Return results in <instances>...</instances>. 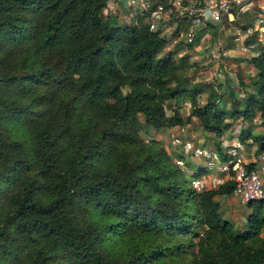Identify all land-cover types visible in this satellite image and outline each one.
I'll return each instance as SVG.
<instances>
[{"label":"trees","instance_id":"1","mask_svg":"<svg viewBox=\"0 0 264 264\" xmlns=\"http://www.w3.org/2000/svg\"><path fill=\"white\" fill-rule=\"evenodd\" d=\"M108 2L0 0V264H264L263 202L248 203L235 230L216 199L233 181L185 186L166 151L141 136L144 127L183 125L184 94L217 137L228 118L259 113L264 126L259 33L244 39L256 73L243 106L221 109L214 91L199 105L189 54H161V29L141 14L117 24ZM253 138L258 156L264 132Z\"/></svg>","mask_w":264,"mask_h":264},{"label":"rangeland","instance_id":"2","mask_svg":"<svg viewBox=\"0 0 264 264\" xmlns=\"http://www.w3.org/2000/svg\"><path fill=\"white\" fill-rule=\"evenodd\" d=\"M129 1L130 0H114V5L112 3L111 6L107 7L104 13H115L117 24L124 25L133 23L136 14L140 13L141 7L139 5L130 4ZM111 2L110 0L109 3ZM260 13V10L255 6L251 11L240 14L239 19L231 24L222 21L216 25H210L196 32L195 39L192 43L186 42L184 36L186 34L185 30L181 27L177 28V24L170 23L162 29V34L167 40V45L162 49L161 54L175 48H178V53L175 55L177 60L183 54H189L187 60L188 64L186 63L185 70L186 75L191 79L190 84H199V94L197 95L199 105H203L207 96L214 91L218 97L216 101L221 109L230 110L234 106L233 103L240 109L243 106V100L246 98L247 93L253 92L254 88L252 87V81L255 79V73L251 75L253 71H251L250 68L252 66L248 64V59L253 55L252 48L244 46V33H239V42L234 40V36L236 32L235 29L238 28L239 31L244 30L241 26H255V18H257ZM177 29L179 30V34L174 37L173 35ZM257 32L259 35L260 33L264 35L262 32ZM259 38L264 39V36H259L258 39ZM232 44L237 50V52L232 53V55L234 54L238 57L239 61L235 60V66L228 68L229 62H227L225 58H220L217 54L211 53V51H216V49H218L219 53H223L222 47L231 46ZM220 69L221 71H219ZM229 87L234 88L235 91L233 95L228 94ZM179 102L180 108L177 110L184 120V124L161 128L159 130L152 127H144L141 136L146 144H155L164 149L171 158V161L178 166L175 160L181 157L182 151L180 147L174 148L172 146L171 140L173 135L182 140H191L195 144L201 145L207 149L210 147L218 148L216 142L220 141L222 136H225L229 141L238 140L241 143L239 154L243 166L252 162L254 159L258 160V156L255 154L258 145L253 136L264 132V126L260 123L259 113H256L250 121L240 117L236 119L228 118L226 121L231 123L230 128L225 130L221 137H217L214 133L206 131L201 125V122L191 114L192 107L186 94L183 95V98ZM174 111V100H167L165 104L166 115L172 116ZM139 118L141 122L144 121L141 115H139ZM246 130L251 132V136L242 141L241 133ZM261 154L264 155V151ZM183 159L186 162L185 168L181 169L179 166L178 167L183 173L185 186L191 187L190 181L193 177L197 176L196 170H198L199 166L201 167L200 169H202V166H204L206 162L201 157L190 158L183 155ZM218 175H220L219 172L212 174V176ZM216 199L220 203V215L225 220L232 223L235 230H241L246 223L248 213L250 214L254 205L248 206L232 194L217 197ZM254 203L255 202H253V204Z\"/></svg>","mask_w":264,"mask_h":264},{"label":"built area","instance_id":"3","mask_svg":"<svg viewBox=\"0 0 264 264\" xmlns=\"http://www.w3.org/2000/svg\"><path fill=\"white\" fill-rule=\"evenodd\" d=\"M111 1L109 3V0L108 7L114 2ZM129 2L141 7L139 14L146 16L151 31L162 30L170 23L181 24L186 33L184 36L187 43H192L196 32L201 29L222 21L231 24L239 19L240 14L251 11L255 6L261 12L255 18V26H247L243 31L235 29L234 40L239 42L240 32L244 33L245 37L255 31L264 33V0H130ZM211 53L217 54L220 58L226 56L224 52L219 53L218 49L212 50ZM171 143L174 148H181L182 155L175 160L181 169L186 165L183 155L190 158L201 157L206 162L203 166L204 170L190 181L194 190L215 188L214 186L232 180L231 194L241 202L264 203V155H258V160L253 161L255 168L247 170L242 164L239 154L241 143L238 140L229 141L222 136L219 150L213 147L207 149L191 140H182L174 135ZM215 172H219L220 175L212 176Z\"/></svg>","mask_w":264,"mask_h":264},{"label":"crops","instance_id":"4","mask_svg":"<svg viewBox=\"0 0 264 264\" xmlns=\"http://www.w3.org/2000/svg\"><path fill=\"white\" fill-rule=\"evenodd\" d=\"M111 6V5H110ZM250 21V20H249ZM207 35V34H206ZM209 36V35H208ZM259 36H264L263 34H260ZM258 36V37H259ZM259 40L264 44V39H262V38H259ZM236 45V44H235ZM223 46V45H222ZM222 49H223V52L225 53V55L227 56V62H229V65H228V68L229 67H232V66H235V60H237V61H239V58L238 57H236L234 54L232 55V53H234V52H237V50H236V47H234L233 46V44L231 45V46H227V47H225V46H223L222 47ZM228 53V54H227ZM226 65V64H225ZM227 66V65H226ZM225 66V67H226ZM221 70V69H220ZM250 70L251 71H253L252 72V74L251 75H253L254 73H256V71H255V69L253 68V66L250 68ZM254 160H252V162H250V163H254L253 162ZM248 164V163H247ZM264 177V176H263ZM251 213V212H250ZM249 214V213H248Z\"/></svg>","mask_w":264,"mask_h":264}]
</instances>
